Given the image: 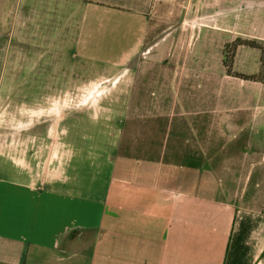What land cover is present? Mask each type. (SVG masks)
<instances>
[{"label": "crops", "instance_id": "obj_1", "mask_svg": "<svg viewBox=\"0 0 264 264\" xmlns=\"http://www.w3.org/2000/svg\"><path fill=\"white\" fill-rule=\"evenodd\" d=\"M7 3L0 94L127 83L110 134L0 148V264H264V0Z\"/></svg>", "mask_w": 264, "mask_h": 264}, {"label": "rangeland", "instance_id": "obj_2", "mask_svg": "<svg viewBox=\"0 0 264 264\" xmlns=\"http://www.w3.org/2000/svg\"><path fill=\"white\" fill-rule=\"evenodd\" d=\"M14 2L15 0H8L6 11L14 9ZM5 15H8L7 19L9 20L14 17L13 13H5ZM240 42L236 41L224 46V66L230 74L233 70L237 50L243 47ZM238 43L240 45H237ZM244 46L258 49L248 45ZM258 46L262 52V65L260 75L256 76V79L264 83V44H258ZM28 48L29 46L26 47V49ZM68 52L70 53L69 50ZM1 55L3 54L1 53ZM147 62L143 55L135 62V65L142 68L146 66ZM13 66L14 60L11 59L8 65L11 73L9 79H13ZM74 66V62H67V68L72 69ZM126 81L124 72L114 78H98L95 81L86 78L81 81V79L70 76V91L62 90L60 86L58 87L61 89L59 91L39 90L36 93H22L21 95L17 93L0 94V148L14 151L13 136L20 129V121L32 123L34 127L29 133L35 135L43 134L46 131L50 133L53 130L55 139L62 136L67 138L69 130L72 132H70L71 134H74L73 131L76 133L100 131L103 134H110L116 126L99 124V122L101 120L109 122L108 119L116 113L118 116H122V114L124 116L125 111L120 108V103L125 100V94L120 91L121 88L116 86L125 85ZM63 88L66 89L67 87L64 86ZM262 103H264V97ZM27 106H32V108H27ZM17 128L18 130H16ZM117 128L120 126L118 125ZM25 132L27 131H23V133ZM1 172L3 174L2 169H0Z\"/></svg>", "mask_w": 264, "mask_h": 264}, {"label": "trees", "instance_id": "obj_3", "mask_svg": "<svg viewBox=\"0 0 264 264\" xmlns=\"http://www.w3.org/2000/svg\"><path fill=\"white\" fill-rule=\"evenodd\" d=\"M237 45H240V44L238 43ZM246 45L251 46V47H253V48H258V49H260L259 46H258V44L253 43V42H252V43H247Z\"/></svg>", "mask_w": 264, "mask_h": 264}]
</instances>
